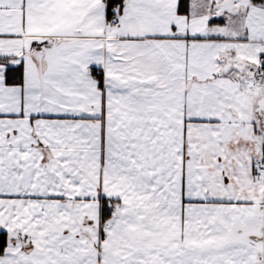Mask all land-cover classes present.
<instances>
[{"label":"crops","instance_id":"crops-1","mask_svg":"<svg viewBox=\"0 0 264 264\" xmlns=\"http://www.w3.org/2000/svg\"><path fill=\"white\" fill-rule=\"evenodd\" d=\"M9 55L0 264H264L230 241L264 218V0H0Z\"/></svg>","mask_w":264,"mask_h":264},{"label":"trees","instance_id":"trees-1","mask_svg":"<svg viewBox=\"0 0 264 264\" xmlns=\"http://www.w3.org/2000/svg\"><path fill=\"white\" fill-rule=\"evenodd\" d=\"M127 0H106V17L109 21H115L122 13L125 3ZM92 76L98 81L99 86L102 84V73L96 71L95 69L91 70ZM6 81L9 84H21L22 83V67L11 66L7 67L6 70ZM105 221L108 220V217L105 216ZM8 243V234L5 231H0V256L4 253Z\"/></svg>","mask_w":264,"mask_h":264},{"label":"water","instance_id":"water-1","mask_svg":"<svg viewBox=\"0 0 264 264\" xmlns=\"http://www.w3.org/2000/svg\"><path fill=\"white\" fill-rule=\"evenodd\" d=\"M258 114L264 116V98L258 103ZM230 241L234 243L250 244L258 250L264 249V218H252L244 225L235 224Z\"/></svg>","mask_w":264,"mask_h":264},{"label":"rangeland","instance_id":"rangeland-1","mask_svg":"<svg viewBox=\"0 0 264 264\" xmlns=\"http://www.w3.org/2000/svg\"><path fill=\"white\" fill-rule=\"evenodd\" d=\"M20 60H21V57H19V55H9V57L0 58V68H5L6 66L11 67V66L19 65ZM253 66L254 65L251 64V66L249 67V72H251V68ZM254 68H252V69L254 70ZM244 95L247 98V94H244ZM168 238H170V236ZM168 244H170V242L164 243L165 246L160 250V253L163 254L164 256H170L171 255L170 250L167 248Z\"/></svg>","mask_w":264,"mask_h":264},{"label":"built area","instance_id":"built-area-1","mask_svg":"<svg viewBox=\"0 0 264 264\" xmlns=\"http://www.w3.org/2000/svg\"><path fill=\"white\" fill-rule=\"evenodd\" d=\"M254 78L264 77V56L261 58L260 65L257 68L251 69Z\"/></svg>","mask_w":264,"mask_h":264}]
</instances>
